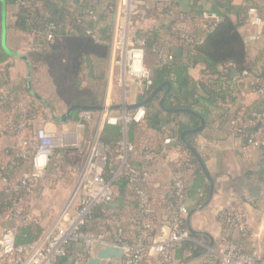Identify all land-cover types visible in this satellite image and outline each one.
<instances>
[{"label":"trees","instance_id":"16d2710c","mask_svg":"<svg viewBox=\"0 0 264 264\" xmlns=\"http://www.w3.org/2000/svg\"><path fill=\"white\" fill-rule=\"evenodd\" d=\"M4 1L8 9L15 8V22L8 28L32 38L33 43L26 54L32 71V82L36 79L39 86L44 77L47 78L48 86L52 87L50 93L59 98L58 103H64L67 109L73 105L103 106L106 95L105 92L100 94L97 88L99 89L108 77L118 0ZM154 8H156L154 20L165 15L171 18L169 24L144 33L136 31L135 36L145 39L146 52H152L156 56V63L151 69L153 84L150 90L155 91L170 82L172 91L163 103H161L163 94H159L145 105L146 119L143 124L131 123L126 128L122 125L106 124L100 139L108 156L113 158L117 144L124 138L138 148L140 157L143 155L141 151L143 146L147 147L150 154L160 156L164 138L168 135L177 137L180 158L171 166H177L189 184L188 198L196 197L200 206H203L209 198L210 182L199 160L181 142V136L185 134L186 143L197 151L196 137L219 123L241 140L243 149L250 148L251 139L264 141V117L255 116H264V97L255 95L246 84L244 76L246 73L252 76L256 85L264 90V65L260 72H253L248 61L246 42L239 32L240 27L249 22V8L240 9L237 22H233L229 17L220 22L208 18L203 23L207 30L203 37H199L188 26V29H185L183 27L185 23L182 24L183 20L174 11L159 6H146L144 9L142 7L144 16L138 19L141 20L140 23L145 21L146 16L150 15ZM90 12H93L92 16L89 15ZM262 21L264 23V17ZM51 26L54 30L51 31V39H47L43 34ZM1 35L0 0V90L2 88L6 93L4 95L0 92V121L5 124L0 132V140L4 137L13 139L21 137L15 130L22 121L21 104H25L24 110L31 121L24 135L31 140L38 128V121L47 118L44 109L50 108L51 102L48 101L49 106L45 105L30 93L26 83L9 82L7 62L9 55L1 47ZM186 36L192 42H188ZM178 50L180 54L177 53ZM61 55L65 57L60 69L54 73H42L44 68L53 66ZM168 56H171L172 60L165 64L164 59ZM197 66H203L202 77L199 80H195L190 74L191 69ZM167 90L168 87H165L164 91ZM34 91L39 94L40 90L37 88ZM247 93L257 98L255 104L245 103ZM79 113V111L73 113V122L78 120ZM202 120L206 127L203 131L196 132L201 127ZM17 146L15 143L11 147H4L0 152V175L9 182L0 183V215L14 213L19 207L21 197L28 194L21 187V180L32 172L31 160L23 158ZM258 150L264 154V146ZM68 151L59 150L55 157L66 159ZM145 166L150 167V164L145 163ZM113 168V165H110L108 170ZM261 175L263 174L251 176H258L257 179H261ZM169 184L170 182L159 188L160 193L153 194L154 198L159 197L155 200L164 202L162 197L164 192L169 191ZM116 185L120 197L111 206L102 205L96 208L88 219L84 231L96 235L108 234L112 237L119 226L124 230L125 241L134 242L136 230L130 219L137 206L134 198L128 195V181L123 178L116 182ZM173 200L172 196L168 201ZM234 210L242 211L238 207H232L220 213L218 217L224 230L222 238L244 246L249 252L251 250L249 235L235 232L227 226V219ZM157 225L160 223H156V230ZM44 233L41 227L33 224L20 227L17 245L35 242ZM235 233L238 234L239 240L234 238ZM153 234L155 235V232ZM192 238L207 246L212 243L205 234L198 233L192 235ZM197 256L202 258L201 264H216L205 248L194 241L185 243L177 251L176 257L180 261L178 264H186Z\"/></svg>","mask_w":264,"mask_h":264},{"label":"built area","instance_id":"2783aa9c","mask_svg":"<svg viewBox=\"0 0 264 264\" xmlns=\"http://www.w3.org/2000/svg\"><path fill=\"white\" fill-rule=\"evenodd\" d=\"M142 0H118L114 20L112 39V67L120 71V83L126 84L128 80L139 83L145 90H150L153 82L150 71L145 66L146 42L145 39L135 36V24L143 17ZM255 13L254 11H251ZM87 12H84V14ZM89 15H93L90 12ZM253 25L261 26V20L254 18ZM49 27L43 34L51 39ZM254 37L253 40L259 39ZM188 42H192L186 36ZM250 41V40H248ZM172 60L171 56L165 57L164 63ZM138 65V66H137ZM246 84L257 97H264V90L259 88L252 76L244 74ZM1 93L4 89L1 88ZM6 95V93H4ZM23 113L22 121L16 127V132L21 134L17 148L23 158L31 160L32 172L21 180V187L32 193L38 183L46 176L47 167L59 150L69 149L65 146L67 132L56 134L44 127L36 129L34 138L29 140L24 134L31 121L21 104ZM108 108V107H107ZM107 112V111H105ZM257 118L264 116H257ZM1 118V117H0ZM146 119V109L139 107L127 111L122 118H107L106 124L112 126L122 125L127 127L131 123L143 124ZM93 120V112L82 111L79 113L75 124L77 133H82ZM5 126L0 121V132ZM75 139L80 143L81 136ZM163 149L160 156L147 152L143 146V155L139 157L138 148L128 142L126 138L117 144L115 156L110 158L101 142L100 135L96 136L85 156L83 167L77 177L72 194L64 209L58 214L52 227L35 242L17 245L16 239L20 227L30 224L31 214L28 211L17 209L13 213L12 226L0 227V264H88L91 247L94 243L111 247L122 248L124 256L122 264H178L177 251L187 242L194 241L214 258L216 264H264V241L261 249L246 248L234 241L219 239L204 245L195 241L188 229L187 218L190 213L187 201V183L177 166H171L179 160V141L173 135L164 138ZM250 148L258 149L264 146V141L249 140ZM79 157L82 155L77 145ZM247 150V149H244ZM177 154V158L171 155ZM150 164V167L145 166ZM161 164L169 166L172 177L169 191L164 192L162 201L154 198L156 189L163 188L161 184ZM110 165L113 169L110 171ZM125 178L128 181V192L136 203L135 213L131 216L130 223L136 230L134 242L125 241L124 230L117 226L114 235L93 234L84 231L88 219L99 206H111L120 197L116 182ZM0 183L8 184V180L0 175ZM171 192V195H170ZM174 200L169 202V198ZM116 220V218H113ZM156 223H160L157 225ZM227 226L235 232L247 233L250 229L246 216L242 211L234 210L227 219ZM165 229L163 234L159 230ZM155 232V235L153 234Z\"/></svg>","mask_w":264,"mask_h":264},{"label":"crops","instance_id":"0c3cea01","mask_svg":"<svg viewBox=\"0 0 264 264\" xmlns=\"http://www.w3.org/2000/svg\"><path fill=\"white\" fill-rule=\"evenodd\" d=\"M2 1V35L1 47L3 51L9 55L8 59V78L12 84H23L30 80L32 90L35 94L40 96L34 90L38 88L36 79L32 82V71L29 74L30 65L27 59V52L33 43L32 38L13 28H8L9 25L15 22L14 13L15 8L8 9L6 6V48L3 46V10L6 5ZM153 7L171 9L178 14L183 20V27L185 29H192L199 37H203L207 30L204 26V21L208 18L214 19L216 22L229 17L233 22L238 21V13L241 8H249V22L240 27L239 32L246 42L247 56L251 68L254 73L261 71L264 65V0H154ZM254 11L255 13H252ZM261 20V26H255L252 23L254 18ZM12 19V20H11ZM260 36L259 39L253 40L254 37ZM250 40V41H248ZM8 52H7V50ZM180 54V51H177ZM26 57L27 61L24 60ZM64 55L61 58L64 59ZM146 66V65H145ZM152 67V66H151ZM146 67L151 75L152 68ZM203 66H197L191 69L190 74L195 80L202 77ZM120 71L112 67V56L108 68V81L112 85H117V104H114V110H124L125 107L136 106L143 102L147 97V91L139 83L128 80L126 84L119 81ZM29 90V88H28ZM163 94V93H162ZM120 95V96H119ZM254 96V95H253ZM44 100V98H42ZM48 105L47 101H43ZM107 102H111L110 93L107 96ZM113 103V102H112ZM106 104V103H105ZM105 106V105H103ZM70 108V107H69ZM112 108V107H111ZM118 108V109H116ZM94 119V112H93ZM54 125H47L48 130H66L71 123L56 122ZM67 125H58V124ZM76 124L75 122H73ZM104 124L102 126V129ZM153 142V140H152ZM19 143V138L4 137L0 140V152L4 147H11L13 144ZM195 146L203 159L204 164L214 181L215 192L211 203L200 210L201 206L196 197H189L187 201L188 209L191 212L197 211L191 219V227L194 231L200 234L207 235L211 242H216L223 236V226L219 222L218 217L220 213L232 207L240 208L246 216V221L250 229L248 241L251 243V249H261L264 241V154L254 148L244 150L242 148L241 140L229 131L225 126L214 124L211 128L204 130L195 139ZM177 158V154L171 155ZM32 167V166H31ZM161 184L163 186L170 182L172 173L166 164H161ZM262 173L261 179L258 176H251L253 174ZM156 189L155 192H159ZM58 216V215H57ZM57 218V217H56ZM8 225H1L0 227H10ZM165 229L159 230L162 235ZM234 238L239 240L237 233ZM187 257L189 256L186 255ZM199 256L191 259L186 264H191L196 261ZM177 258V257H176ZM178 262H180L177 259ZM201 264V263H200Z\"/></svg>","mask_w":264,"mask_h":264},{"label":"rangeland","instance_id":"374dc122","mask_svg":"<svg viewBox=\"0 0 264 264\" xmlns=\"http://www.w3.org/2000/svg\"><path fill=\"white\" fill-rule=\"evenodd\" d=\"M143 9L147 6H152L155 2L154 0H142ZM155 9H152L150 15L146 16L144 22L140 23L141 20H138V26L135 27V31L141 33L151 31L152 29L163 27L164 25L169 24L171 18L159 16L155 21L153 16H155ZM144 16V14H143ZM12 20V19H11ZM62 61H64L61 56H59L56 63L48 68H44L42 73L49 74L54 73L55 70L60 69L62 66ZM156 63V56L152 52H146L145 65L146 67H153ZM61 65V66H60ZM151 67V68H152ZM48 79L44 77L42 84L38 86L40 90V95L44 98L45 101L51 102L50 108H45L47 118H43L38 121V127L46 128L47 125H54L53 117H61L67 112L66 105L64 103H58L59 98L54 97L50 91L52 87L48 86ZM47 81V82H46ZM47 83V85H46ZM112 85L108 79L97 88L98 92L101 94L105 92L106 100L104 105L106 107H114V104H117V85L113 83ZM110 93L111 102H107V96ZM245 103L248 105L255 104L257 98L250 93L245 94ZM120 96V95H119ZM48 102V103H49ZM113 102V103H112ZM106 103V104H105ZM49 106V105H48ZM124 110H108L107 112H94V119L87 126L86 130L82 133H77L75 124L67 126L66 130H54L56 134H62L67 132L69 135L65 136V146L69 148L66 159L58 156L52 158L47 167L46 176L38 183L35 191L33 193L24 194L21 197L19 202L18 209L28 211L31 214L30 224L37 225L41 227L44 231L52 227L56 221L57 215L64 209L68 199L70 198L77 177L83 167L84 159L88 153L90 143L98 135H101L103 124L106 125L107 118H123L126 115ZM78 117V115H77ZM77 121H75L76 123ZM68 124V123H67ZM67 124H58L67 125ZM81 136L80 143L76 141V135ZM77 145H79L80 150L83 152L79 157ZM30 173V172H29ZM29 175V174H27ZM13 213H6L0 215L1 225H12V216ZM202 261L201 257H198L196 261H193L191 264H200Z\"/></svg>","mask_w":264,"mask_h":264},{"label":"water","instance_id":"95a60500","mask_svg":"<svg viewBox=\"0 0 264 264\" xmlns=\"http://www.w3.org/2000/svg\"><path fill=\"white\" fill-rule=\"evenodd\" d=\"M3 46L6 48V5H4V10H3ZM7 50V49H6ZM8 52V50H7ZM25 61H27L26 57L24 58ZM29 74L31 75V68L29 70ZM165 87H168L167 91H164ZM28 88L29 91L32 95H34L36 98L40 99L41 101H44L40 96H38L37 94H35L32 90V86H31V82L30 80L28 81ZM172 91V85L170 82L164 84L163 86H161L160 88H158L157 90L153 91V90H148L147 91V95L149 96V98H147L146 100H144L143 102H141L140 104L136 105V106H127L125 107V109L127 111H132L135 110L139 107H144L149 101L153 100L157 95L162 94L163 93V97L161 100V103L164 102V100L166 99V97L171 93ZM115 108H111V107H106V106H101V107H87V106H80V105H73L70 108H68L67 112L61 116V117H53V120H55L56 122H63V123H67L70 122L72 119V115L74 112H82V111H87V112H104V111H108V110H114ZM118 109V108H116ZM206 124L204 122V120H202V125L200 128H198L196 130V132H201L205 129ZM181 142L193 153V155L199 160L201 168L205 174V176L208 178L209 182H210V194H209V198L208 200L205 202V204L203 206H201L200 210H203L204 208H206L212 201L213 196H214V192H215V185H214V181L212 180L204 162L202 161V158L200 157V155L198 154V152L190 147L186 141H185V134H183L181 136ZM197 211H193L191 213H189L188 218H187V223H188V229L191 232L192 235H196L198 234L196 231H194L191 227V219L192 216L196 213ZM212 246V244L210 245ZM124 250L122 248H117V247H111V246H106V245H100L97 243H94L91 247V251H90V258H89V262L88 264H122V260H123V256H124Z\"/></svg>","mask_w":264,"mask_h":264},{"label":"bare ground","instance_id":"6f19581e","mask_svg":"<svg viewBox=\"0 0 264 264\" xmlns=\"http://www.w3.org/2000/svg\"><path fill=\"white\" fill-rule=\"evenodd\" d=\"M138 66V65H137Z\"/></svg>","mask_w":264,"mask_h":264}]
</instances>
